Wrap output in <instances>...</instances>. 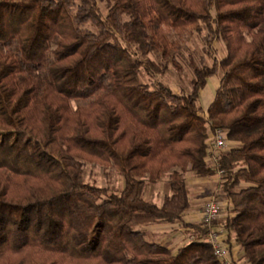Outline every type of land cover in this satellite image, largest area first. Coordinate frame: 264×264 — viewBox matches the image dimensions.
Here are the masks:
<instances>
[{"label":"trees","instance_id":"1","mask_svg":"<svg viewBox=\"0 0 264 264\" xmlns=\"http://www.w3.org/2000/svg\"><path fill=\"white\" fill-rule=\"evenodd\" d=\"M200 22L212 63L189 60L190 90L143 82L141 69L159 71L149 54L173 59L170 34ZM218 70L203 116L199 92ZM215 129L237 143L217 165ZM83 162L113 166L123 188L86 182ZM217 170L221 228L264 264V0H111L105 15L97 0H0V264H223L207 228L183 222L184 173ZM168 171L170 194L146 200L142 177ZM178 222L194 235L174 252L135 228Z\"/></svg>","mask_w":264,"mask_h":264},{"label":"rangeland","instance_id":"2","mask_svg":"<svg viewBox=\"0 0 264 264\" xmlns=\"http://www.w3.org/2000/svg\"><path fill=\"white\" fill-rule=\"evenodd\" d=\"M98 7L103 15L107 13L108 7L110 6L111 0H97ZM90 29L94 27L87 25ZM207 29L204 23L200 22L199 28L194 30L191 33H183L178 36L174 35L173 32L170 34L172 38L177 39L179 47L173 51V59L165 58L160 59L158 54L152 52L149 54V57L153 59L156 63L159 71H155L153 76H150L144 69L140 70V79L149 84L153 85L154 80L158 79L163 83L170 86L175 92H188L190 90V79L192 77V71L188 66V62L192 59L196 64L204 63L210 65L212 63L211 57L207 56L204 47V35L206 34ZM225 45L222 40H216L213 43V53L217 59H221L225 54ZM221 71H217L213 76L208 78V88L214 87L215 84H218L220 79ZM205 93V91L203 92ZM198 97L197 103L203 109L205 105V100L203 95ZM72 105L75 106V103L72 102ZM231 143V142H230ZM228 143V144H230ZM233 146V145H232ZM226 151V150H224ZM208 163H211L208 161ZM83 178L86 182L93 183L99 187L106 189L107 193L118 192L123 188L124 181L123 177L113 166H100L98 164L83 162ZM171 171L164 173L159 180L156 182H148L147 177L144 176L142 179L145 181L143 197L148 200L160 205L164 197L170 194L168 187L169 175ZM222 175V174H221ZM196 176L192 172H185L184 179L185 182L189 183L191 179H194ZM221 184V178H220ZM209 192L201 190V193H198L196 197L207 195ZM214 193V192H213ZM219 193V194H218ZM216 195L222 204L225 200V195L221 191ZM190 199L194 198L188 196ZM225 205V204H224ZM201 209V206H199ZM222 207V205H221ZM227 210V206H226ZM225 207L223 206L222 212L219 213V219L217 227H219L220 234L223 237L226 244L229 245V251L234 252L232 261L235 263L242 264L245 261L243 256V250L241 246L235 243L233 239V234L227 240L226 231L221 228L223 219L226 216ZM221 211V210H220ZM180 226H169L164 223H149L136 226L135 228L140 229L144 232L145 239L152 242H159L165 245L168 248H174L177 245H182L187 243L192 239L191 236L194 235L192 230L181 231L178 229Z\"/></svg>","mask_w":264,"mask_h":264},{"label":"built area","instance_id":"3","mask_svg":"<svg viewBox=\"0 0 264 264\" xmlns=\"http://www.w3.org/2000/svg\"><path fill=\"white\" fill-rule=\"evenodd\" d=\"M228 143H230V141L225 139V131L222 129H215L213 132L209 133V137L207 139V160L212 164L217 165L219 154L224 150L234 147L232 146V143ZM216 173L221 176L222 170H217ZM220 210L221 202L215 197H208L204 201L201 211L200 224L202 227L207 228L208 231L203 240L210 244L213 253L223 264H240L233 262L230 258L229 245L225 243L220 234V230L211 227L212 222L219 217ZM242 264L247 263L244 262Z\"/></svg>","mask_w":264,"mask_h":264},{"label":"crops","instance_id":"4","mask_svg":"<svg viewBox=\"0 0 264 264\" xmlns=\"http://www.w3.org/2000/svg\"><path fill=\"white\" fill-rule=\"evenodd\" d=\"M224 50H225V48H224ZM225 54H226V50H225ZM225 54H224V56H225ZM224 56L222 58H224ZM208 78L206 80L205 86L199 92V97L202 96L201 94H205V95H203L204 97H202L205 100V105L203 106L204 108L203 109L201 108L203 116L206 115V108L208 107V105L212 101V99L214 97L215 90L217 89L218 84H219V80H218V84H215L214 87L208 88ZM204 91H205V93H203ZM231 143L233 144V146L237 145V143L234 141H231ZM187 172L190 173L191 171H187ZM220 178H221L220 175H218L217 173H214L213 175L208 176V177H195L194 179H191L189 181V183L185 182L186 187L188 189V196H191L194 198L190 199L188 197L189 208L183 214V222H185V223H200L203 203L208 197H216L217 193L220 190ZM201 190L202 191L204 190L205 192L207 191L209 193L205 196L201 195L200 197H196L198 195V193H201ZM198 205L201 206V209H199ZM221 205H222V207H221L220 213L222 212L223 206L225 207V210H226V206H227L226 197H225L223 204L221 203ZM217 219H219V217ZM164 224H167V223H164ZM167 225L172 226V227L173 226H180V227H178V229L181 231L191 230L190 228H186V227L182 226V224L179 222L167 224ZM178 247H179V245L175 246L173 249L170 248V250L174 252V251H176V249ZM229 254H230V257L233 259V257L231 255H234V252H232L230 250Z\"/></svg>","mask_w":264,"mask_h":264}]
</instances>
